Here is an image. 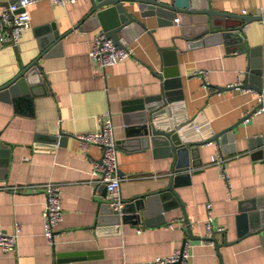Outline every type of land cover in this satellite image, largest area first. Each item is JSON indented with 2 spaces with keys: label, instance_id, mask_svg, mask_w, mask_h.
I'll return each mask as SVG.
<instances>
[{
  "label": "crops",
  "instance_id": "obj_1",
  "mask_svg": "<svg viewBox=\"0 0 264 264\" xmlns=\"http://www.w3.org/2000/svg\"><path fill=\"white\" fill-rule=\"evenodd\" d=\"M6 1L0 0V5ZM207 1L230 13H264V0ZM90 3L37 0L27 8L29 24L18 46L0 47V85L33 59L42 80L30 98L0 97V145L8 151L5 166L0 165V226L17 233L15 251L5 253L0 247V264H56L57 254L78 256L68 264H121L166 255L184 240L193 264H264V237L254 231L236 234L241 228L235 215L238 206L250 199L264 204V157L253 154L263 147L258 138L264 133V112H252L245 119L257 103V92L232 85L243 79L246 52L224 41L188 46V38L202 33H183L176 20L157 26L154 16L140 17L137 10L135 14L155 29L133 25L123 37L131 53L101 67L88 55L90 37L100 26L84 30L77 25ZM51 23L61 37L41 53L37 39ZM242 31L247 45L259 53L264 71V20H248ZM161 46L173 49L183 94L158 105L161 126L177 123L187 142L230 129L198 144L199 166L174 171L178 204L138 221L113 222L111 216H99L103 188L91 174L101 149L95 143L81 148L76 133L96 128L98 116L110 113L122 199H144L169 184L172 155L164 154V148H139L136 141H127L123 122L129 98L159 92ZM218 150L226 178L214 162ZM46 180L61 185L62 215L52 243L42 233L45 190L40 183ZM206 202L211 204L218 246L203 235Z\"/></svg>",
  "mask_w": 264,
  "mask_h": 264
},
{
  "label": "water",
  "instance_id": "obj_2",
  "mask_svg": "<svg viewBox=\"0 0 264 264\" xmlns=\"http://www.w3.org/2000/svg\"><path fill=\"white\" fill-rule=\"evenodd\" d=\"M138 10L140 17L154 16L157 26L171 24L174 20L180 23L182 31L189 29L194 35L201 34L196 39H187V45L196 44L201 41L216 42L224 41L228 46L235 45L239 50L246 52L249 61L243 70V79L239 87L252 89L255 92L264 94V71L259 53L253 46H248L243 36V25L251 19L264 20V13L257 10L256 13H235L212 8L207 0H170V2L158 0H91L88 11L77 23L81 29L88 30L100 26L111 40L119 46H126L123 41L125 36L133 31V25L152 32L155 27L149 28L144 20L135 14ZM48 28L38 39L41 53L49 50L59 42L61 34L58 33L54 24ZM160 68L156 76L160 79V90L156 94L144 95L143 97H132L127 100V106L123 108V122L126 140L136 141L137 147L152 149L164 148L166 155H172V175L169 184L162 190L155 193H147L144 196H135L129 199H122L123 205L120 209H113L108 204L105 196L106 184L100 182L103 190L99 201V216L107 215L112 217L113 222L126 220L138 221L140 217L146 218L151 212H161L166 208L179 203L174 191V171H181L192 166H199L198 144L216 139L219 134L230 128L226 127L216 134L198 138L196 141L187 142L182 135L183 129L177 127L175 122L160 120L159 106L163 103H170L183 97L181 77L175 65L176 59L171 54L170 47L159 48ZM172 56V57H171ZM36 59L31 60L22 66L18 73L0 85V97L5 99H16L20 97L30 98L33 95V87L41 84V73L36 69ZM35 75V76H33ZM216 88H224L222 85H215ZM257 102L255 105H260ZM132 123V124H128ZM258 143L263 147L254 151L256 156L264 157V133L258 138ZM3 146L0 145V165L5 166L8 156ZM2 156V159H1ZM100 160V156L98 157ZM117 173L120 171L117 168ZM248 203L238 206L235 215L238 217L240 230L237 235L244 233L258 232L264 237V204L256 199L245 200ZM186 222L188 219L185 217ZM188 235L193 236L189 233ZM205 237V236H204ZM218 246L217 239L212 233L209 237ZM231 242L225 241L224 243ZM61 254V253H60ZM74 256H63L57 254L56 264H68V261L77 259Z\"/></svg>",
  "mask_w": 264,
  "mask_h": 264
},
{
  "label": "built area",
  "instance_id": "obj_3",
  "mask_svg": "<svg viewBox=\"0 0 264 264\" xmlns=\"http://www.w3.org/2000/svg\"><path fill=\"white\" fill-rule=\"evenodd\" d=\"M37 0H7L0 5V47L18 46L22 31L28 26L30 14L27 9L30 4ZM53 3L67 4L76 0H50ZM88 55L92 57L101 67L118 62L131 53L128 46H119L114 43L111 38L106 35L104 30H98L89 40ZM203 71L202 69L200 70ZM241 81L237 80L232 83L235 87H239ZM243 90L248 88L240 87ZM257 102L260 105H253L245 116V119L252 112H264V94L256 93ZM111 116L108 111L104 112V116H98V126L88 131H78L76 136L81 148L95 143L101 149L100 160H93L91 174L96 183L103 182L106 184L108 204L113 209H120L123 205L120 195L121 175L117 173L116 158V139L112 129ZM214 162L219 167L220 174L226 178L227 173L223 166V156L218 150L215 155ZM45 190V198L43 200L42 209V233L48 242L54 241L53 235L55 227L59 223L62 215V206L60 203L61 185L58 181L46 180L40 183ZM8 186V185H5ZM3 186V187H5ZM206 214L204 218V233L206 238L212 235V214L210 211V202H206ZM183 218L180 217V221ZM218 228H220L218 226ZM217 228V229H218ZM17 233L15 231L4 230L0 226V247L5 253L13 252L17 245ZM211 240V239H208ZM188 241L184 240L180 246L174 247L166 255H156L148 260L122 262L121 264H193L189 260Z\"/></svg>",
  "mask_w": 264,
  "mask_h": 264
}]
</instances>
